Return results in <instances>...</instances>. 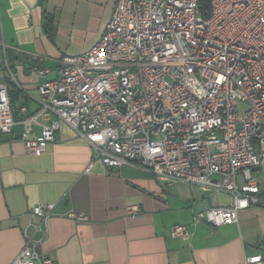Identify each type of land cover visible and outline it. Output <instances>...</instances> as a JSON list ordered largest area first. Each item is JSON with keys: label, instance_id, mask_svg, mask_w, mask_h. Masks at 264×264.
Instances as JSON below:
<instances>
[{"label": "built area", "instance_id": "2783aa9c", "mask_svg": "<svg viewBox=\"0 0 264 264\" xmlns=\"http://www.w3.org/2000/svg\"><path fill=\"white\" fill-rule=\"evenodd\" d=\"M10 81L11 69L9 79L0 77V134L22 124L29 154L43 155L66 124L109 168L141 166L161 180L230 195L228 206L197 212L195 222L232 225L241 211L264 208V0H117L100 40L62 58L58 78L39 85V111L20 108V122ZM54 209L32 208L39 222L24 229L11 264H56L40 253ZM190 235L185 225L171 232ZM245 264H264V257Z\"/></svg>", "mask_w": 264, "mask_h": 264}, {"label": "crops", "instance_id": "0c3cea01", "mask_svg": "<svg viewBox=\"0 0 264 264\" xmlns=\"http://www.w3.org/2000/svg\"><path fill=\"white\" fill-rule=\"evenodd\" d=\"M116 2L0 0V77L9 79L10 69L15 77L9 94L17 122L24 118L20 108L39 111V85L58 78L63 57L100 40ZM36 66L51 72L39 77ZM22 134L20 123L0 134V264L13 262L24 229L39 222L32 208L49 203L55 209L40 253L56 264H245L249 256L264 257L263 207L241 211L232 225L195 222L197 212L228 206L230 195L161 180L141 166L109 168L66 124L39 157L25 151ZM134 206L139 213L129 211ZM175 225L187 226L190 238H173Z\"/></svg>", "mask_w": 264, "mask_h": 264}, {"label": "trees", "instance_id": "16d2710c", "mask_svg": "<svg viewBox=\"0 0 264 264\" xmlns=\"http://www.w3.org/2000/svg\"><path fill=\"white\" fill-rule=\"evenodd\" d=\"M11 104H12V102H11ZM13 107V106H12Z\"/></svg>", "mask_w": 264, "mask_h": 264}]
</instances>
